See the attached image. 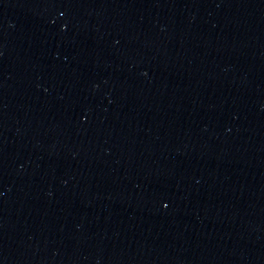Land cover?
Listing matches in <instances>:
<instances>
[{
	"label": "water",
	"instance_id": "water-1",
	"mask_svg": "<svg viewBox=\"0 0 264 264\" xmlns=\"http://www.w3.org/2000/svg\"><path fill=\"white\" fill-rule=\"evenodd\" d=\"M263 57L264 0H0V264L105 218Z\"/></svg>",
	"mask_w": 264,
	"mask_h": 264
}]
</instances>
